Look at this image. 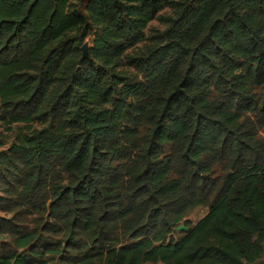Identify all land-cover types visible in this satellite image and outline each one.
<instances>
[{
	"label": "trees",
	"instance_id": "obj_1",
	"mask_svg": "<svg viewBox=\"0 0 264 264\" xmlns=\"http://www.w3.org/2000/svg\"><path fill=\"white\" fill-rule=\"evenodd\" d=\"M0 122V264L264 255V0H0Z\"/></svg>",
	"mask_w": 264,
	"mask_h": 264
},
{
	"label": "rangeland",
	"instance_id": "obj_2",
	"mask_svg": "<svg viewBox=\"0 0 264 264\" xmlns=\"http://www.w3.org/2000/svg\"><path fill=\"white\" fill-rule=\"evenodd\" d=\"M78 3V8H80L81 10L84 8L85 2L87 0H75ZM171 11L166 9L162 12L159 13V17H166L171 15ZM165 25L160 22L158 19L154 20L153 22H151L148 26V28L146 29L145 33L146 35H149V31L150 29L152 30H159L162 31L165 29ZM92 36H89L85 39L82 48H89L91 47V43H92ZM141 44L138 46L140 47ZM82 58H83V52L81 53ZM88 57V54H87ZM17 125H12V126H7L4 123L0 122V151L5 150L8 146H10V144L13 142L14 140V135L17 132ZM208 213V207L207 206H199L196 207L190 217H189V221L192 225H194L195 223H197L198 221H200L203 217L206 216V214ZM9 216H5L4 214H0V218H6ZM56 262H50V264H55Z\"/></svg>",
	"mask_w": 264,
	"mask_h": 264
},
{
	"label": "water",
	"instance_id": "obj_3",
	"mask_svg": "<svg viewBox=\"0 0 264 264\" xmlns=\"http://www.w3.org/2000/svg\"><path fill=\"white\" fill-rule=\"evenodd\" d=\"M82 52H83V58L82 59H86L87 58V48H82Z\"/></svg>",
	"mask_w": 264,
	"mask_h": 264
},
{
	"label": "crops",
	"instance_id": "obj_4",
	"mask_svg": "<svg viewBox=\"0 0 264 264\" xmlns=\"http://www.w3.org/2000/svg\"><path fill=\"white\" fill-rule=\"evenodd\" d=\"M254 264H264V255L261 257V259L259 261H257Z\"/></svg>",
	"mask_w": 264,
	"mask_h": 264
}]
</instances>
